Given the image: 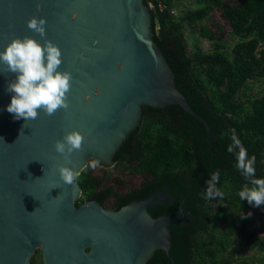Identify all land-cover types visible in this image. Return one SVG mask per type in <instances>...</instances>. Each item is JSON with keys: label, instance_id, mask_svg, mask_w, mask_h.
Wrapping results in <instances>:
<instances>
[{"label": "water", "instance_id": "1", "mask_svg": "<svg viewBox=\"0 0 264 264\" xmlns=\"http://www.w3.org/2000/svg\"><path fill=\"white\" fill-rule=\"evenodd\" d=\"M31 17L45 19L44 38L27 28ZM25 36L58 46L57 70L73 79L67 111L38 110L26 122L6 111L13 95L6 88L16 74H0V264H31L36 249L42 264H147L157 250L172 259L170 227L183 211L148 212L167 195L152 193L118 210L96 200L76 206L78 181L65 185L57 170L64 165L80 174L92 159L114 166L143 106L179 105L215 136L176 87L153 40L149 6L145 0H0V51ZM71 131L84 139L66 159L54 142Z\"/></svg>", "mask_w": 264, "mask_h": 264}, {"label": "trees", "instance_id": "2", "mask_svg": "<svg viewBox=\"0 0 264 264\" xmlns=\"http://www.w3.org/2000/svg\"><path fill=\"white\" fill-rule=\"evenodd\" d=\"M174 1L145 0L151 7L153 40L174 72L176 87L207 120L215 136L179 105L143 106L140 125L117 151L113 169L142 174L145 180L119 193L112 185H103L107 174L98 177L88 163L79 174L82 193L75 204L96 200L118 210L168 188L177 204L169 201L148 212L153 217L175 216L182 208L184 216L170 227L172 259L157 250L147 264H233L234 237L264 252V236L251 228L253 220L246 214L252 204L239 196L253 187L252 179H264V0H194L196 8L182 16L174 13ZM215 9L237 37L231 49L221 26L211 30L202 23ZM196 23L199 35L212 42L211 50L195 44L188 52L185 25ZM252 79L263 83L261 92L249 96L244 92L241 98ZM233 134L248 156H255L254 178L236 167L239 148L227 151ZM209 185L223 196L209 197ZM238 264L257 263L243 260Z\"/></svg>", "mask_w": 264, "mask_h": 264}, {"label": "clouds", "instance_id": "3", "mask_svg": "<svg viewBox=\"0 0 264 264\" xmlns=\"http://www.w3.org/2000/svg\"><path fill=\"white\" fill-rule=\"evenodd\" d=\"M45 24L44 18L37 17H31L26 22L27 28L41 38L45 37ZM61 55L60 49L52 41L44 39L41 45L34 38L27 36L23 39L13 38L4 50L0 51V74H16L15 80L10 81L6 88V91L13 93L6 111L13 114L14 119L23 118L26 122L35 120L38 110H43L48 116L54 115L58 109L67 111V93L73 78L70 72L57 70L62 63ZM83 58L82 53L77 56V59ZM83 139L79 132L71 131L65 134L62 140L54 142V151L67 159L74 151L81 149ZM231 139L233 144L228 146L227 151L231 153L233 146L239 148L236 167L243 175L254 178L255 156H248L247 150L242 147L235 134ZM98 164L99 161L95 159L89 162L93 169ZM57 170L65 185L78 181L79 174L72 168L58 165ZM212 180L215 181L216 176H213ZM251 183V189L239 193L240 200H246L254 206L264 205V179L254 178ZM206 193L209 197L223 196L222 192L214 191L211 185L206 188Z\"/></svg>", "mask_w": 264, "mask_h": 264}, {"label": "rangeland", "instance_id": "4", "mask_svg": "<svg viewBox=\"0 0 264 264\" xmlns=\"http://www.w3.org/2000/svg\"><path fill=\"white\" fill-rule=\"evenodd\" d=\"M194 0H175L173 11L177 16L184 15L189 10H194L196 7L193 3ZM228 1V0H224ZM149 8H151L149 6ZM204 25H207L211 30L216 29V26H221L223 31L225 32L224 40L228 49H231L235 42L237 41V37L231 35V30L227 24V22L221 17V12L217 9L213 10L209 17L202 22ZM200 27L199 23H196L192 26L185 25V37L187 39V50L189 53L196 47L195 44H198L204 51H209L212 48V42L203 38L199 35L198 29ZM263 83L259 80L252 79L248 81V84L243 88V91L239 95L241 98L244 97L243 93L245 92L247 96L249 95H259L261 92ZM92 172L98 177H102L104 173L107 174V178L104 180L103 185H112L113 189L116 192L123 193L132 188L137 187V185L141 182V175L136 174H128L127 172H122L119 170H114L113 166L105 168L103 166H97L96 168H91ZM111 203V200L106 202L108 206ZM217 202L213 204V207L216 208ZM264 205L254 206L251 205L250 209L246 214L249 215L252 220L251 228L258 232L259 236H264ZM244 215V213H241ZM231 249H235V253L233 255L234 262L233 264H238L243 260L253 261L257 264H264V252H261L257 249L248 248L244 245L239 239L234 237ZM31 260L35 262V264H41V255L39 249H36L34 254L31 257Z\"/></svg>", "mask_w": 264, "mask_h": 264}, {"label": "flooded vegetation", "instance_id": "5", "mask_svg": "<svg viewBox=\"0 0 264 264\" xmlns=\"http://www.w3.org/2000/svg\"><path fill=\"white\" fill-rule=\"evenodd\" d=\"M136 175H141V177H142V180H141V182L137 185V187H139L140 186V184L145 180V176L144 175H142V174H136ZM159 192H161V193H163V194H165V195H167L168 197H165V198H163L160 202H159V200L163 197V196H161L159 199H158V202L159 203H157L156 205H154L153 207H156V206H158V205H160V204H165V203H167V202H173L174 203V205H176L177 204V201H176V199L174 198V196L169 192V189L168 188H165V189H163V190H161V191H156V192H151V193H149L148 195H150V194H152V193H159ZM148 197V196H147ZM134 201V200H133ZM135 201H137V200H135ZM132 202V201H131ZM104 207V206H103ZM152 207V208H153ZM107 209H110L109 207H107ZM151 209V208H150ZM110 210H113V209H110ZM179 210H182V208H179ZM183 211V210H182ZM179 212V211H178Z\"/></svg>", "mask_w": 264, "mask_h": 264}]
</instances>
